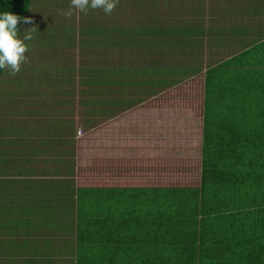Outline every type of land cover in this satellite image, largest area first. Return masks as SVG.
<instances>
[{
    "label": "crops",
    "instance_id": "0c3cea01",
    "mask_svg": "<svg viewBox=\"0 0 264 264\" xmlns=\"http://www.w3.org/2000/svg\"><path fill=\"white\" fill-rule=\"evenodd\" d=\"M205 1L212 3V9H209V4L205 9L210 10L209 16L205 17L211 18L212 21L203 20L205 10H202L198 16L197 32H194L196 46L201 44L200 46L204 47L207 43V47H212L213 50L218 46L227 52L224 53V58L212 59V63L200 69L203 71V82L205 83L206 71H210V68L215 70L216 66L225 61H229L232 67H245L248 74L242 79L244 82L233 74L228 75L227 80L233 84L230 85L232 88H237L238 82V91L244 88L245 115L264 114V0ZM60 7L55 6L53 9L59 10ZM91 12L93 10H90L89 15L81 16L76 10L74 17L80 23L79 30L74 27L70 29L40 26L41 34L45 30L55 32L53 36L48 33L45 40L37 33L39 41L36 45L33 43L36 54L32 55L33 50H29V55L25 53L28 61L23 65L29 67L28 71H35L36 74L32 77L42 89L63 81L77 82L79 78V67L74 61L58 67L43 65H50L56 44L66 47L67 52L72 50L70 36L67 38L66 34L76 33L74 38L80 37L79 44L84 52L81 57L86 60L97 57L92 51L95 48L100 52L104 65L108 67L115 63L120 65L118 68L124 69V62H114L111 57L114 51L126 49L124 33L119 34L116 30L123 27L121 24L119 27V23L124 19L123 11H113L111 15H105L102 10ZM179 27L186 26L180 24ZM32 34L33 41L35 32L32 31ZM148 38V48L153 49L156 36L149 35ZM57 57L63 58L58 55ZM153 64L155 63H148L150 67L156 68ZM128 65H131V59ZM193 71L195 70L189 71L188 74ZM216 76L211 75L214 78ZM48 83L50 84L45 86ZM57 87L60 88V84ZM171 87L165 86L164 89ZM150 89L151 85L147 95L148 101L152 103L157 91ZM128 94L124 96L129 98ZM130 97L134 99L133 95ZM140 100L143 101L141 98ZM140 100L137 99L136 102ZM49 102V99L40 101L37 107L48 106ZM131 102L135 106L136 102ZM52 107H48L44 112L52 113ZM171 108L166 106L165 114L157 110L150 111L152 115L147 118L148 122L146 123V119L141 120L142 128L152 132L140 137L132 136V139L138 138L130 143V152L123 149L118 140L121 137L118 135V142H107L106 151L115 161L106 164L105 174L109 176L107 182L95 183V171L91 170V167L85 170L79 166L75 149L76 138L73 143L75 160L72 175L61 172L63 175L59 178L61 173L55 174L51 167L53 161L61 158H56L53 153L41 151L30 155L22 165L14 164V171H0V207L4 206V209L11 211L6 213L2 220L4 229L0 230V234L5 239V246L0 248V264H199L200 258L207 256L205 249L212 250L216 247L214 240L211 246L201 244L205 237L199 232L200 224L195 210L203 198L200 187L203 95L200 117L196 115L195 123L187 125L185 129L184 123L178 126L173 125L172 121L170 123L169 116L173 114ZM183 110L192 112L195 109L185 107ZM76 111L77 109L73 113ZM76 119L77 117H74V120ZM102 128L112 130L114 127L104 124ZM116 128L119 129L118 126ZM68 129L81 128L74 124ZM193 144L198 146V150L194 151ZM12 154L17 157L19 155L11 150L5 151L3 159L14 158ZM22 159L25 160L24 157ZM32 159L36 163L32 162ZM140 159L144 163L142 168L133 165L141 162ZM63 160L66 163V159ZM125 160H129L126 163H129L128 166L132 169H124ZM195 161L198 178L195 184H184V181L182 184H166V180L172 177L184 180V176L194 174L189 168ZM47 163L50 168L44 169ZM54 178L55 181L59 178L74 182L69 190L67 188L66 201L63 200L66 199L65 190L61 191L62 200L59 201H23L26 195L34 198L46 196L47 193H44L39 185L44 187ZM155 178L162 179V182L147 184V179ZM32 179L37 183L28 181ZM127 179H139V183L134 184ZM28 186L32 187L31 191L26 190ZM26 207L38 211L34 212L35 217H26L21 213L19 216L13 215V210Z\"/></svg>",
    "mask_w": 264,
    "mask_h": 264
},
{
    "label": "trees",
    "instance_id": "16d2710c",
    "mask_svg": "<svg viewBox=\"0 0 264 264\" xmlns=\"http://www.w3.org/2000/svg\"><path fill=\"white\" fill-rule=\"evenodd\" d=\"M32 2L33 0H0V12L8 11L18 17L26 18ZM68 9L69 4L65 8H59L61 12ZM125 9L126 6L118 4L113 11L122 12ZM88 13L86 15H89ZM91 13H94V10ZM86 15L81 13V16ZM73 23L75 24L74 20ZM174 23L184 24L186 27L177 28L167 25L157 27L156 24L154 28L148 29L136 25L133 20L125 22L123 20L119 23V27L120 24L123 27L116 30L119 34L124 33V47L133 51L131 53L133 58L124 62L128 66L131 59L128 70L132 72L128 73L144 70L146 73L159 72L157 68L147 66L151 60L148 63L147 60L145 61L146 51L148 54L155 52L154 49L148 48L149 35H158L164 44L177 41L183 44L184 37H186L185 43L196 38L194 32H197V22L184 19ZM61 25L64 23L62 22ZM17 28L20 36L28 32L31 26L27 27V23H20L18 20ZM168 36L173 39L166 40ZM25 43L28 45V50L35 48L32 40ZM139 49L147 50L140 52ZM92 51L97 57L87 59L91 68L83 70L84 74H82L83 68L79 70L76 83L73 81L58 83L60 88L56 84L42 89L43 87L32 77L36 74L35 71L32 69L28 71L29 67L23 64L20 72L14 76L10 75L7 69L0 70V80L3 77L0 84V171L8 173L14 171L16 165H22L26 161L22 159L24 156L30 157L41 151L53 153L56 158H61L53 161L52 172L55 174L68 172L72 175L75 160L73 152L75 130L68 128L74 126V117L79 120L83 115L84 122L93 123L94 110L98 108L97 111H100L103 108L98 107L97 104L100 106L108 104L110 112L116 107L133 106L131 101L134 99L118 96L119 90L128 93L123 89V81H130L129 86L132 91L142 84L140 86L142 93L146 90L145 86L152 87L156 83L147 77L131 79L127 77L125 71H110L108 69L110 66L104 65L100 52L95 48ZM209 70L205 72L203 91L200 170L203 198L195 210L200 224L199 232L205 237L201 244L211 246L214 240L216 247L212 250L205 249L207 256L200 258L199 264H264V114L245 115L244 88L238 91L239 83L236 84L237 88H232L230 85L233 84L227 80L230 74L240 77L241 80L244 79L248 74L245 67H232L229 61H225L216 66L215 70L211 68ZM162 71L164 76L171 74L168 69L164 68ZM196 71L198 70L193 72ZM123 74H125L124 78ZM212 74L217 76L211 77ZM158 82L163 84V87H170L178 81L165 77ZM77 89L81 90L78 94ZM47 99L50 101L48 106L37 107L40 101ZM50 106L54 107L52 113H45L44 110H48ZM24 107H29L30 112L24 110ZM76 109L79 113H73ZM20 116L25 117L26 121H21ZM10 150L17 152L18 157L12 154L14 158L3 159L5 151L10 152ZM63 159H66V163ZM47 168H50L48 163L44 169ZM28 181L37 183L33 179ZM32 183L30 185L33 187ZM73 183L71 180L56 179L55 181L54 178L44 187L39 185L43 188V192L47 193L46 196L34 198L26 195L23 201L35 200V202L48 203L62 200L61 191L65 190L66 198V193ZM32 187L28 186L26 190L31 191ZM63 200L66 201L67 198ZM3 207H0V230L4 229L2 220L5 214L11 212ZM12 212L16 216L21 213L26 217H35L34 212L38 211L26 207ZM3 246L5 239L0 234V248L3 249Z\"/></svg>",
    "mask_w": 264,
    "mask_h": 264
},
{
    "label": "rangeland",
    "instance_id": "374dc122",
    "mask_svg": "<svg viewBox=\"0 0 264 264\" xmlns=\"http://www.w3.org/2000/svg\"><path fill=\"white\" fill-rule=\"evenodd\" d=\"M169 1V2H167ZM119 0V5L126 6L127 9L123 10V20L125 21H135L136 25H140L141 27H157L160 26H169V27H179L180 24H175L174 22H181L184 19H190L191 21H199L198 16L202 13V10H205L207 8V4H209V9H212V3L211 1L206 2L205 0H186V3H184V0ZM69 2V3H68ZM71 0H33L32 7L27 15L26 18L31 19V23H27V27H32L31 29H28V31L35 32L34 34V40L32 41L35 45L37 44V41H39V37L37 35L40 34L41 38L43 40L48 38V33H50L52 36L55 31L53 30H45L44 33H40L42 29L40 26H48V27H68L71 29V27H74L75 30H79L80 23H78L77 18L75 19L74 13H76V9H72L73 15L71 18H67L64 15H62L60 10L53 9L55 6H61L62 8L67 7L69 4L70 6ZM116 9V8H115ZM171 10H175L174 12H171ZM210 10L204 11L203 20L205 21H212L211 18H206L205 16H209L208 12ZM184 18V19H183ZM73 20L76 21V23H73ZM64 23V25H61V23ZM198 23V22H197ZM74 24V26H73ZM213 25V23H212ZM209 26V25H206ZM37 29V30H36ZM23 35H20L19 38H23ZM70 36L72 50L70 52H67L68 49L66 47H59L57 44L54 47L55 53L53 54V58L50 61V65L43 64L46 66H54L58 67L59 65H67V63H70L74 61L78 65V72L80 73L82 69V74H84L83 70L91 68V66L87 63V60L80 55H82L83 48L80 47L79 42L80 37H76V33L72 35L66 34V37L68 38ZM173 37L168 36L166 40L170 41ZM196 38H192L187 43L188 46L183 45L180 41L168 43V45H165L164 42H162L161 38L156 35V43L154 44V51L148 54L146 51L145 61L147 60V63L149 60H151V64L156 66L158 73L154 75L151 72H132L129 71V65L124 64V69L118 68L120 65L114 64L110 65L108 69L110 71H125L127 72V77L134 79V78H141V77H147L154 79L156 83L151 87L153 90H156L157 93L155 95V99L151 103L148 101V93L147 91L149 89V85L145 86L144 92H140V86L136 88L133 91L132 88L129 86L130 81H123V89L128 91L130 95H133L134 100L140 98L143 100L142 102L139 101L138 104L135 103V106L133 107H127V106H121L116 107L110 112L108 104H105L104 106H100V104H97L98 107H103L100 111H97L98 108L94 110V118H92L93 123H87L82 120L83 115L80 117L81 119L75 120V125L80 127L81 129L75 130V138L76 143L75 149L78 156V163L79 166L83 169H88L91 167V170L95 171L94 175V181L97 184H100L102 181L107 182L109 180L108 174H105L107 172L106 164L109 162V164L114 163V159L108 155V151H106V145L109 140H118L122 143V147L125 151L130 152L128 147L130 146V143L133 142L136 138L143 136L145 134H149L152 131L148 129H143L141 120H147L148 117L152 115L150 114V111H159L160 113L165 114V107H172L170 110L173 112L169 115L170 123L172 121L173 125L178 124H186L184 129L187 127V125L195 123L196 115L199 116V111L202 106V95H203V71H199V68L202 69L208 64L212 63V59H222L224 58V55L227 51L225 49H222L221 47H215L213 50L212 47H207V43L205 46H196L195 42ZM182 40V39H181ZM186 38H184V41ZM68 41V40H67ZM58 42H60L58 40ZM36 49V48H34ZM147 49H139L138 51L142 52ZM32 51V50H31ZM132 50L124 49L122 51H114L111 57L114 62H120L123 63L129 58H133V54H131ZM30 51L28 50L26 54L29 55ZM139 53V52H138ZM137 53V54H138ZM225 53V54H224ZM27 57L28 61V56ZM36 54V50H33V54ZM58 56H63V58H59ZM66 57V58H65ZM68 58V59H67ZM64 59V61H63ZM63 61V62H62ZM111 61V60H110ZM138 62H140L138 60ZM148 67L150 65L147 64ZM76 67V66H75ZM168 69L171 74L164 76L162 74V69ZM42 69V68H40ZM198 70L196 73H189L191 70ZM80 70V71H79ZM127 70V71H126ZM145 73V74H144ZM144 74V75H143ZM184 74V75H182ZM171 75V76H170ZM183 76V77H181ZM189 76V77H188ZM167 77L168 79H178V82L170 89H164L163 84H158L159 80L164 79ZM3 77L0 80V84ZM126 80V78H125ZM158 82V83H157ZM76 83V82H75ZM36 84V82H35ZM143 88V87H142ZM79 90V92H78ZM80 89H77V94L80 93ZM133 93V94H132ZM126 92H123L122 90H119L118 96L124 97L126 99H131L124 96ZM154 95V94H153ZM141 102V103H140ZM81 106V105H80ZM189 108V109H195L192 112H188V110H183V108ZM81 108V107H80ZM24 110H28L30 112V108H23ZM76 113H79L78 110ZM27 116V115H24ZM251 118V116H250ZM20 120L26 121L25 117L20 116ZM140 123V125H139ZM104 124L110 125V127H114L112 130L104 129L102 128ZM119 127L117 129L116 127ZM84 128V129H83ZM110 128V129H111ZM143 129V130H142ZM176 133V131H173ZM180 133V132H179ZM112 135V136H111ZM118 136L121 137V139H118ZM180 135V134H178ZM132 136H138L132 139ZM127 141L125 142L124 140ZM118 139V140H117ZM123 139V140H122ZM192 148H194V151L198 150V146L196 144L192 145ZM25 160L29 158L28 155L24 156ZM143 160V159H142ZM113 161V162H110ZM141 161V159L139 160ZM197 161V160H196ZM196 161L192 163L191 168H189L190 171H193L194 174L188 176H184V180L180 177H172V179L166 180V184H182L184 181V184H195L197 178V163ZM32 162H35L34 159H32ZM126 162H129V160H125V170L132 169L128 166ZM136 162V161H134ZM36 163V162H35ZM134 166H139L142 168L144 165L143 161L133 163ZM154 165H156V161L154 162ZM85 169V170H86ZM98 173V174H97ZM100 174V175H99ZM62 173L58 175L59 178H62ZM195 177H191L194 176ZM97 176V177H96ZM58 178V179H59ZM158 179V178H155ZM147 179L148 182H151V184H160L162 182V179ZM66 180V179H61ZM143 180V179H141ZM127 181L130 182H138L139 179H136L133 181L132 179H127Z\"/></svg>",
    "mask_w": 264,
    "mask_h": 264
},
{
    "label": "clouds",
    "instance_id": "9594fccd",
    "mask_svg": "<svg viewBox=\"0 0 264 264\" xmlns=\"http://www.w3.org/2000/svg\"><path fill=\"white\" fill-rule=\"evenodd\" d=\"M118 3L119 0H71L69 9L61 14L71 18L72 9H76L85 15L90 10H102L105 15H111ZM18 20L20 23H31L30 18H21L8 11L0 12V70L7 69L13 76L20 72L21 65L27 60L25 53L28 45L25 42L33 39L32 31L26 32L22 39L19 38Z\"/></svg>",
    "mask_w": 264,
    "mask_h": 264
}]
</instances>
